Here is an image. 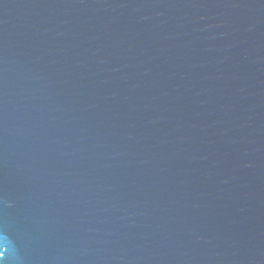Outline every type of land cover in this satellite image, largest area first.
Instances as JSON below:
<instances>
[{"label": "water", "instance_id": "water-1", "mask_svg": "<svg viewBox=\"0 0 264 264\" xmlns=\"http://www.w3.org/2000/svg\"><path fill=\"white\" fill-rule=\"evenodd\" d=\"M0 264H264V0H0Z\"/></svg>", "mask_w": 264, "mask_h": 264}]
</instances>
